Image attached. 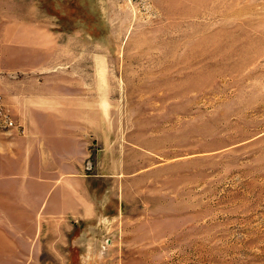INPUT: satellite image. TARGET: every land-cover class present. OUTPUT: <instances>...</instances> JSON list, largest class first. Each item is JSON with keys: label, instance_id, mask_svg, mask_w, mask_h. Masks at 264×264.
<instances>
[{"label": "rangeland", "instance_id": "1", "mask_svg": "<svg viewBox=\"0 0 264 264\" xmlns=\"http://www.w3.org/2000/svg\"><path fill=\"white\" fill-rule=\"evenodd\" d=\"M35 95L92 126L97 217L14 262L264 264V0H0L6 160Z\"/></svg>", "mask_w": 264, "mask_h": 264}, {"label": "crops", "instance_id": "2", "mask_svg": "<svg viewBox=\"0 0 264 264\" xmlns=\"http://www.w3.org/2000/svg\"><path fill=\"white\" fill-rule=\"evenodd\" d=\"M41 47L35 41L33 50ZM34 100L36 106L26 111L27 137H19L10 160L0 148V254L6 246L7 264L36 259L42 229L49 233L56 224L65 227L68 219L97 217L92 193L98 181L81 175L88 155L84 132L92 126L65 114L68 109L51 110L44 99ZM5 172H10L6 180Z\"/></svg>", "mask_w": 264, "mask_h": 264}, {"label": "built area", "instance_id": "3", "mask_svg": "<svg viewBox=\"0 0 264 264\" xmlns=\"http://www.w3.org/2000/svg\"><path fill=\"white\" fill-rule=\"evenodd\" d=\"M0 111H4V113H5V119H6V121L8 122V126H9L10 128H11V127H14V126H15V125H14V122H13L11 116L9 115V113H8L6 107H5V104L3 103V100H2V98H1V96H0Z\"/></svg>", "mask_w": 264, "mask_h": 264}, {"label": "bare ground", "instance_id": "4", "mask_svg": "<svg viewBox=\"0 0 264 264\" xmlns=\"http://www.w3.org/2000/svg\"><path fill=\"white\" fill-rule=\"evenodd\" d=\"M97 66H99V64L97 65ZM103 68V67H102ZM102 70L103 69H101V68H99L98 67V69H97V76H99V78L100 79H103L102 78ZM104 80V79H103ZM0 118H1V121L5 124V126H8V122L6 121V119H5V113H4V111H0Z\"/></svg>", "mask_w": 264, "mask_h": 264}]
</instances>
